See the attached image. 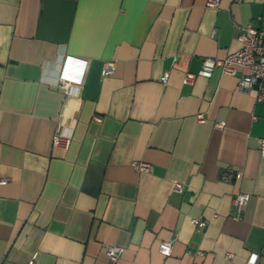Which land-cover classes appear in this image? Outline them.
Here are the masks:
<instances>
[{
  "label": "crops",
  "instance_id": "obj_1",
  "mask_svg": "<svg viewBox=\"0 0 264 264\" xmlns=\"http://www.w3.org/2000/svg\"><path fill=\"white\" fill-rule=\"evenodd\" d=\"M206 2L0 0V264H108L107 245L116 264H264V103L241 72L182 83L239 49L238 26L264 29V0ZM65 56L88 64L63 91Z\"/></svg>",
  "mask_w": 264,
  "mask_h": 264
},
{
  "label": "built area",
  "instance_id": "obj_2",
  "mask_svg": "<svg viewBox=\"0 0 264 264\" xmlns=\"http://www.w3.org/2000/svg\"><path fill=\"white\" fill-rule=\"evenodd\" d=\"M243 0H233L234 3H241ZM205 6L207 8L217 9L219 0H207ZM240 32L237 40L240 47L235 52L229 53L223 58L204 57L201 59V66L197 73L186 72L182 78L183 84L191 85L194 83L196 76L208 78L215 68L222 73L228 75H236L240 73L237 89L241 93L255 92V100L264 103V29L256 28L251 23L244 26H238ZM88 61L84 59L65 56L60 60V66L57 71L54 85L61 90H67L70 86H81L86 72ZM114 61H105L102 65L101 75L108 76L114 68ZM168 79V72H165L160 82L165 84ZM199 122L203 121L201 114L196 116ZM94 121L100 122L99 117H94ZM215 127L220 129L223 124L216 123ZM70 136L63 134L59 130L52 137L53 147H67ZM259 151L264 155V138L259 139ZM133 168L142 173H148L152 170V166L143 161H135L132 163ZM7 183V179L0 177V186ZM175 192H181L182 186L175 184L173 187ZM249 199V194L238 193L233 197V213L231 218L237 220L241 216V212ZM191 223L197 228L207 226V220L193 218ZM173 241H162L158 245V252L163 257H169L172 252ZM124 252V248L117 245H107L103 248V254L108 264H116ZM230 256V254H227ZM26 264H37L33 259L27 261Z\"/></svg>",
  "mask_w": 264,
  "mask_h": 264
}]
</instances>
